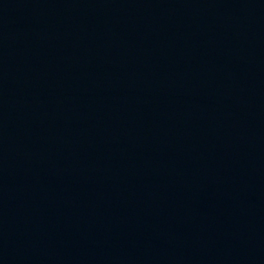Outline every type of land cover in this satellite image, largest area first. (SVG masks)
<instances>
[{"label": "water", "instance_id": "obj_1", "mask_svg": "<svg viewBox=\"0 0 264 264\" xmlns=\"http://www.w3.org/2000/svg\"><path fill=\"white\" fill-rule=\"evenodd\" d=\"M0 264H264V0H0Z\"/></svg>", "mask_w": 264, "mask_h": 264}]
</instances>
